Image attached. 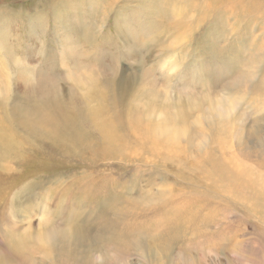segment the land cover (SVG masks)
Masks as SVG:
<instances>
[{
	"label": "rangeland",
	"instance_id": "rangeland-1",
	"mask_svg": "<svg viewBox=\"0 0 264 264\" xmlns=\"http://www.w3.org/2000/svg\"><path fill=\"white\" fill-rule=\"evenodd\" d=\"M260 10L236 0H0V125L19 143L4 151L16 158L0 156V264H264V214L237 189L260 172L244 170L249 185L225 167L249 163L230 154V127L264 119L257 86L243 95L229 85L252 67L264 73ZM236 97L230 121L206 117L204 106ZM187 127L208 133L206 149L179 139Z\"/></svg>",
	"mask_w": 264,
	"mask_h": 264
},
{
	"label": "bare ground",
	"instance_id": "bare-ground-1",
	"mask_svg": "<svg viewBox=\"0 0 264 264\" xmlns=\"http://www.w3.org/2000/svg\"><path fill=\"white\" fill-rule=\"evenodd\" d=\"M227 1V2H226ZM231 0H224V3H228L230 2ZM236 5L237 6H242V7H245V8H248L250 9V13H255V11L257 12L258 10L261 9V7H263L264 5V0H236ZM261 11V10H260ZM256 14V13H255ZM259 31V30H258ZM264 40V39H263ZM251 42V41H250ZM250 42L248 43L250 45ZM255 42V40L253 41ZM252 43V42H251ZM256 43V42H255ZM253 46V45H252ZM250 46L249 48H246L245 47V52H249V53H253V51H257L254 47ZM255 46V44H254ZM264 47V43L261 45V47L259 48V50L263 51ZM262 53V52H261ZM74 54V52H73ZM250 57V56H249ZM255 57V56H254ZM256 58V57H255ZM3 59V58H2ZM1 59V60H2ZM246 61V60H245ZM248 63V61H247ZM262 63V61H261ZM256 65V64H255ZM261 66V64H260ZM6 66H4L5 68ZM4 68H1V73H4L3 70H5ZM201 69V68H200ZM260 68H258L257 66L255 67H252L251 69L247 70L245 75H243L242 77H239V78H236L237 82H234L232 84V82L229 84V85H234V86H237V84H239V90L241 93H243V95L249 93L250 89H254V87H256L254 90H255V94L257 96V98L260 100L263 99L264 97V73H260ZM7 70V69H6ZM90 70V69H89ZM116 70V69H115ZM19 71V70H18ZM36 71V70H34ZM21 73V72H20ZM19 73V74H20ZM18 74V73H17ZM35 74V73H34ZM33 75V74H32ZM18 76V75H17ZM20 76V75H19ZM74 77V76H73ZM35 78V77H34ZM38 80H40V76H37L36 77ZM3 79V78H2ZM37 80V81H38ZM48 80L45 79V81ZM129 80V79H128ZM1 81V80H0ZM4 82V81H2ZM47 82V81H46ZM258 82V83H257ZM118 83V82H117ZM9 84V82H8ZM126 84L127 87H128V83L125 82V80H122L120 81L119 83V89H120V92L119 94L122 95V97H126V95L123 94V91H125L124 87L121 88L122 85ZM1 85V83H0ZM57 85V84H56ZM2 86H5V85H2ZM130 86V85H129ZM227 86V85H225ZM228 87V86H227ZM229 88V87H228ZM227 88V89H228ZM232 89H234V87L232 88H229L228 91L231 93ZM251 89V90H252ZM231 90V91H230ZM1 91V89H0ZM253 91V90H252ZM3 92V91H2ZM70 92H72V90H70ZM228 93V92H227ZM118 94V95H119ZM212 95V94H211ZM229 95V93H228ZM243 95H240V96H243ZM248 95V94H247ZM214 95H212L213 97ZM120 97V96H118ZM220 97V96H219ZM223 97V95H222ZM222 97H220V99H222ZM245 98V97H244ZM262 98V99H261ZM217 99V98H216ZM224 99V109L222 107H215L214 105L213 106H204V110L206 109L207 110V115L206 117L208 118L209 116H214L215 114H217L219 117L221 115L224 116V120L226 121H230L231 118L234 116V113L237 112L236 110H238L239 108V103H238V98L236 97L235 99L234 98H223ZM219 100V99H218ZM219 104V103H218ZM222 106V105H221ZM84 107V106H83ZM207 107V108H206ZM99 108V107H98ZM98 110V109H97ZM53 111V110H52ZM79 111V110H78ZM263 111V110H262ZM55 112V111H54ZM90 112V111H89ZM103 112V111H102ZM46 113V112H45ZM60 113V112H59ZM100 113L98 112V115ZM264 114V113H263ZM60 115V114H59ZM92 115V114H90ZM95 115V114H94ZM97 115V114H96ZM95 115V116H96ZM160 115V113L158 114ZM163 114H161L157 120L160 122L161 119H162V116ZM45 116V115H43ZM95 116H91L94 117V118H99L98 117H95ZM156 116V115H155ZM60 117V116H59ZM88 117V116H87ZM245 115L243 116H239V118L237 119V124H240L238 125L239 128L235 131L233 130V127H230V135H231V139H232V143L233 146L229 149L230 150V154L232 155H238L239 158H241V160L243 162H249L251 164L248 163V167L246 166H243L242 168L237 166L236 168L237 169H234L231 167V164L236 162L234 160V158L231 157V159H227L225 161V167H227L226 169V174L228 175V178L229 180H233V178L237 181H243L244 183H249V185L251 184V182H253L252 178L256 179L255 180V183L249 187H246V188H243L242 186H238L239 183L237 184V189L239 190L240 194H242L243 196H246L248 198V202L249 204L247 203V201H244L246 204H248V208L254 212H260V213H263L264 214V119H261L258 117H261V116H258L256 117V119H250V124H251V127L248 128L247 130L245 129V127H243L241 124H243L245 122ZM3 116H0V123H2L3 121ZM58 118V117H57ZM90 118V119H91ZM102 118V117H101ZM100 118V120H101ZM247 118V117H246ZM72 119V118H71ZM89 119V120H90ZM93 119V118H92ZM103 119V118H102ZM174 119V118H173ZM198 119H200V123L203 124L204 126H206V123L204 122V119H202L201 117H199ZM47 120V119H45ZM98 120V119H97ZM96 120V121H97ZM99 120V121H100ZM105 120V119H103ZM102 120V121H103ZM50 121V120H49ZM77 121V120H76ZM86 121V120H85ZM95 121V120H94ZM106 121V120H105ZM168 121V120H167ZM48 122V121H46ZM45 122V123H46ZM68 122V121H67ZM107 122V121H106ZM112 122V121H111ZM163 122V121H162ZM199 122V121H198ZM169 123V121L167 122ZM48 124V123H46ZM170 124V123H169ZM12 125V124H11ZM10 125V126H11ZM16 125V124H15ZM81 125V124H80ZM91 125V124H90ZM85 126V125H84ZM87 126V125H86ZM229 126H235V124L233 125H230ZM94 127V126H93ZM108 128V131H106L104 128H103V133H104V137H105V142L107 140V142H113L115 141V138L117 137V134H115L114 132V129L111 128V126H107ZM169 127V126H168ZM172 128V127H171ZM156 130H153L154 133L156 134H160L162 136H166L167 134L165 133H161L160 130H158V127L156 128ZM170 129V128H169ZM12 126L11 128H4V126H1L0 125V156H5L7 157L6 159H9L8 157H13V158H16V154L17 152L12 155V154H5L4 151L7 150L8 152H15L17 151V149L19 150V143H17V139H15L14 137V133H12ZM67 130V129H66ZM89 130V129H88ZM93 130V129H92ZM51 130H46V134L45 135H42L40 137H42L44 139H47L50 137L49 133H50ZM75 131V130H74ZM205 131V130H204ZM34 132V131H33ZM101 132V131H100ZM107 132V133H106ZM102 133V132H101ZM100 133V134H101ZM102 133V134H103ZM185 133L187 135H182L180 136L179 134V139L181 141H184V138L185 136H189L188 139H191V141H193L192 138H197V140H199V143H198V146L200 148V150H204L207 148L208 146V142H207V139H208V133L206 132H200V133H197V132H193V128H186V131ZM184 134V133H183ZM49 135V136H48ZM11 136V137H9ZM171 138H172V143L173 141H176V139L178 137H176L175 134H170ZM103 137V136H102ZM157 137H159V135H157ZM12 138V139H11ZM165 139V138H164ZM196 140V139H195ZM102 141V140H101ZM188 141V140H187ZM104 143V142H103ZM225 144V143H224ZM103 145V144H102ZM113 145V144H111ZM228 145V144H227ZM7 152V153H8ZM226 151L224 150V153ZM22 154V153H21ZM18 155H20V153H18ZM255 158L257 160V162H254V166L252 165V160L250 159H253ZM225 160V159H224ZM254 167L256 170L258 169L260 172V174H256L252 176L251 178V174L249 175H245V172H248V171H244L245 169H249L251 168V170L249 172H254V169L252 168ZM230 168V169H229ZM237 170H240V171H243V173L240 175L238 173H236ZM231 185H233L231 183ZM200 198V196H199ZM191 199V198H190ZM194 199V198H192ZM191 199V200H192ZM174 200H176L174 198ZM172 200V201H174ZM204 200V199H203ZM247 200V199H246ZM187 201V200H186ZM193 201V200H192ZM194 201H196V198L194 199ZM197 202V201H196ZM174 204V203H173ZM180 204V203H179ZM182 204V203H181ZM187 205V204H186ZM184 204V206H186ZM225 210V209H224ZM258 217V215H257ZM260 218V217H259ZM263 222H264V217L262 218ZM158 221V220H157ZM261 222V220H260ZM261 224V223H259ZM260 226V225H259ZM264 226V225H263ZM72 231V230H71ZM75 231V229H74ZM262 234V233H261ZM79 235V234H78ZM69 238V237H68ZM66 240V239H65ZM67 241V240H66ZM76 241V240H75ZM68 242H69V239H68ZM76 244V243H75ZM139 248H144V245L143 247H139ZM143 250V249H142ZM68 256V255H67ZM78 257V256H77ZM262 259V258H261ZM238 260V259H237ZM73 261V260H72ZM233 261H236V260H233ZM239 261V260H238ZM262 261V260H261ZM64 262L61 261L60 264H63ZM257 263V262H255Z\"/></svg>",
	"mask_w": 264,
	"mask_h": 264
}]
</instances>
